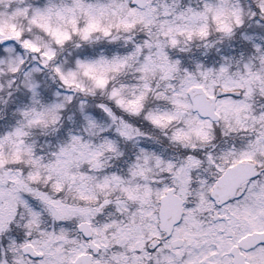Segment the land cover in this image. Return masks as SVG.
<instances>
[{
    "label": "snow or ice",
    "instance_id": "obj_1",
    "mask_svg": "<svg viewBox=\"0 0 264 264\" xmlns=\"http://www.w3.org/2000/svg\"><path fill=\"white\" fill-rule=\"evenodd\" d=\"M0 264H264V0H0Z\"/></svg>",
    "mask_w": 264,
    "mask_h": 264
}]
</instances>
